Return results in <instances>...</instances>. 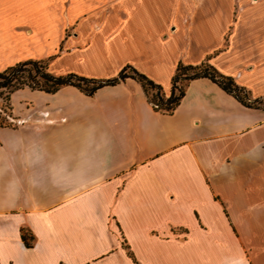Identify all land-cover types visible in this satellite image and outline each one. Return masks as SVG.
Returning <instances> with one entry per match:
<instances>
[{
	"label": "crops",
	"instance_id": "1",
	"mask_svg": "<svg viewBox=\"0 0 264 264\" xmlns=\"http://www.w3.org/2000/svg\"><path fill=\"white\" fill-rule=\"evenodd\" d=\"M29 60L95 79L130 65L167 96L180 63L208 61L261 98L264 0H0V72ZM11 107L0 264H264V109L208 78L171 114L134 79Z\"/></svg>",
	"mask_w": 264,
	"mask_h": 264
},
{
	"label": "trees",
	"instance_id": "2",
	"mask_svg": "<svg viewBox=\"0 0 264 264\" xmlns=\"http://www.w3.org/2000/svg\"><path fill=\"white\" fill-rule=\"evenodd\" d=\"M200 78L212 80L247 107L264 109V97L254 98L250 90L238 85L232 77L222 74L208 61L196 66L180 63L172 80L170 96L166 95L161 85L130 65L124 67L113 78L95 79L76 74H54L49 70L48 61L44 60L25 61L0 72V91L8 93L9 102H11V95L15 91L24 88L56 93L65 86H74L92 96L101 88L115 86L127 79H134L141 84L149 102L156 110L171 114L180 105L189 83ZM4 127L8 126L2 119L0 128ZM22 240L26 247L34 246L35 239L26 229L22 230Z\"/></svg>",
	"mask_w": 264,
	"mask_h": 264
},
{
	"label": "rangeland",
	"instance_id": "3",
	"mask_svg": "<svg viewBox=\"0 0 264 264\" xmlns=\"http://www.w3.org/2000/svg\"><path fill=\"white\" fill-rule=\"evenodd\" d=\"M70 33L67 30V34ZM4 119L6 126H13L11 102L8 101V93L0 91V122Z\"/></svg>",
	"mask_w": 264,
	"mask_h": 264
}]
</instances>
